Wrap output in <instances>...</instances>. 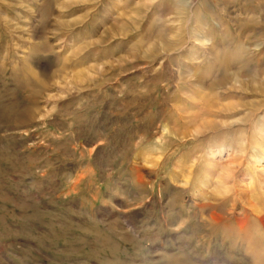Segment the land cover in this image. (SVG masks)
Listing matches in <instances>:
<instances>
[{
    "label": "rangeland",
    "instance_id": "rangeland-1",
    "mask_svg": "<svg viewBox=\"0 0 264 264\" xmlns=\"http://www.w3.org/2000/svg\"><path fill=\"white\" fill-rule=\"evenodd\" d=\"M264 0H0V264H264Z\"/></svg>",
    "mask_w": 264,
    "mask_h": 264
},
{
    "label": "bare ground",
    "instance_id": "bare-ground-1",
    "mask_svg": "<svg viewBox=\"0 0 264 264\" xmlns=\"http://www.w3.org/2000/svg\"><path fill=\"white\" fill-rule=\"evenodd\" d=\"M261 225L264 227V220L261 222Z\"/></svg>",
    "mask_w": 264,
    "mask_h": 264
}]
</instances>
